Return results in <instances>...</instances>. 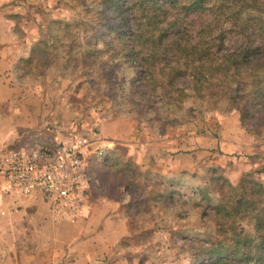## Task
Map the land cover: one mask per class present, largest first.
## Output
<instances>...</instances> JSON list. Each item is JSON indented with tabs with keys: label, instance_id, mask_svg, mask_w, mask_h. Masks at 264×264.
<instances>
[{
	"label": "rangeland",
	"instance_id": "obj_1",
	"mask_svg": "<svg viewBox=\"0 0 264 264\" xmlns=\"http://www.w3.org/2000/svg\"><path fill=\"white\" fill-rule=\"evenodd\" d=\"M104 3L23 5L16 33L35 40V48L33 72L20 81V100L36 124L10 148L52 131L54 137L87 136L109 144L104 158L90 162L97 182L87 210L111 201L107 212L113 216L85 221L91 225L82 239L84 264H208L202 256L196 261L197 254L219 235L214 206L223 192L246 172H257L264 182V127L256 132L243 124L227 98L209 103L193 97L186 77L173 84L186 89L181 103L177 94L169 98L165 90L152 89L141 68L128 61ZM208 20L204 14L189 17L193 24ZM29 23L33 31L26 29ZM226 35V50L240 43ZM89 249L93 254L87 256Z\"/></svg>",
	"mask_w": 264,
	"mask_h": 264
},
{
	"label": "trees",
	"instance_id": "obj_2",
	"mask_svg": "<svg viewBox=\"0 0 264 264\" xmlns=\"http://www.w3.org/2000/svg\"><path fill=\"white\" fill-rule=\"evenodd\" d=\"M108 24L128 61L140 67L152 89L182 102L186 77L192 96L207 102L227 98L256 132L264 127V0H104ZM193 14L209 20L193 24ZM226 34L240 43L226 50ZM246 172L214 206L218 237L196 261L264 264V182ZM246 221L252 231L246 229Z\"/></svg>",
	"mask_w": 264,
	"mask_h": 264
},
{
	"label": "crops",
	"instance_id": "obj_3",
	"mask_svg": "<svg viewBox=\"0 0 264 264\" xmlns=\"http://www.w3.org/2000/svg\"><path fill=\"white\" fill-rule=\"evenodd\" d=\"M34 1L0 0V155L26 140L25 130L36 124L34 114L20 100V90H25L20 81L33 72L29 64L35 40L18 37L16 33L20 30L16 19L26 14L23 5ZM25 26L28 31L35 27L30 23ZM43 115L45 124L46 109ZM54 136L53 131L39 132L30 139L51 143ZM110 205L111 201L95 203L81 221L57 220L44 192L34 191L30 195L6 192L0 178V264H84L82 239L91 225L85 221L93 223L98 218L112 217L107 212ZM91 229L89 242L94 237ZM85 253L92 255L93 250Z\"/></svg>",
	"mask_w": 264,
	"mask_h": 264
},
{
	"label": "built area",
	"instance_id": "obj_4",
	"mask_svg": "<svg viewBox=\"0 0 264 264\" xmlns=\"http://www.w3.org/2000/svg\"><path fill=\"white\" fill-rule=\"evenodd\" d=\"M109 149L106 141L87 136H56L51 143L37 140L1 153L0 178L6 192H44L55 219L78 220L85 215L97 182L90 162L104 158Z\"/></svg>",
	"mask_w": 264,
	"mask_h": 264
}]
</instances>
